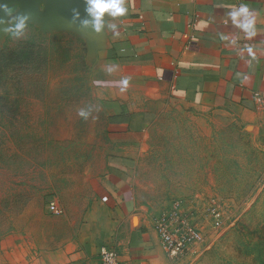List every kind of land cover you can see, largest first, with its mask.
<instances>
[{
  "label": "rangeland",
  "instance_id": "1",
  "mask_svg": "<svg viewBox=\"0 0 264 264\" xmlns=\"http://www.w3.org/2000/svg\"><path fill=\"white\" fill-rule=\"evenodd\" d=\"M89 54L80 34L50 19L0 43V264H31L40 251L25 247L40 231L53 227L65 240L66 226L51 217L63 215L71 195L59 197L57 188L100 177L85 165L107 144L109 112ZM80 109L90 116L80 117ZM151 133V169L134 187L139 225L146 231L176 197L199 210L209 242L198 257L165 255L159 264H264V120L175 107ZM55 198L61 213L50 210Z\"/></svg>",
  "mask_w": 264,
  "mask_h": 264
},
{
  "label": "crops",
  "instance_id": "2",
  "mask_svg": "<svg viewBox=\"0 0 264 264\" xmlns=\"http://www.w3.org/2000/svg\"><path fill=\"white\" fill-rule=\"evenodd\" d=\"M241 3L256 15L254 36L227 15ZM0 4L28 15L30 23L65 21L68 31L80 34L96 59L97 96L109 112L107 144L99 148L97 162L85 165L102 171L100 177L57 188L59 197L71 195L63 215L51 217L66 226V239L53 227L49 234L36 233L25 247L40 251L31 264H101L103 246L115 247L122 264L162 263L167 253L154 221L146 231L138 223L141 198L134 189L139 173L151 169L146 160L153 148L151 129L175 107L263 122L264 104L255 93L264 90V0H125L127 14L105 17L99 33L83 23L91 20L85 0ZM0 20L6 27L3 10ZM5 36L0 33V43Z\"/></svg>",
  "mask_w": 264,
  "mask_h": 264
},
{
  "label": "built area",
  "instance_id": "3",
  "mask_svg": "<svg viewBox=\"0 0 264 264\" xmlns=\"http://www.w3.org/2000/svg\"><path fill=\"white\" fill-rule=\"evenodd\" d=\"M255 98L264 104V90L257 91ZM53 213H61V206L55 201L50 202ZM199 210L189 207L180 198H173L154 218V228L161 245L168 257L180 261L189 257H198L209 245L206 234L201 227ZM213 213L218 215L216 209ZM102 264H121L119 251L112 246L101 248Z\"/></svg>",
  "mask_w": 264,
  "mask_h": 264
},
{
  "label": "clouds",
  "instance_id": "4",
  "mask_svg": "<svg viewBox=\"0 0 264 264\" xmlns=\"http://www.w3.org/2000/svg\"><path fill=\"white\" fill-rule=\"evenodd\" d=\"M85 2L87 4L86 11L91 20H85L83 23L85 25L91 23L97 33L103 30L105 17L115 19L125 16L128 12L125 0H85ZM0 10L6 12L9 17L6 27L3 26L4 21L0 20V33L10 35L13 38L19 37L28 27L30 17L21 13H13L6 4H0ZM227 15L230 17L232 24L242 30L246 36L251 37L256 34V15L246 3H241L238 7L228 12ZM115 27L116 25L114 24L109 25V28ZM221 38L226 39L223 36ZM90 114L91 112L86 109L78 111V115L84 119H87Z\"/></svg>",
  "mask_w": 264,
  "mask_h": 264
}]
</instances>
